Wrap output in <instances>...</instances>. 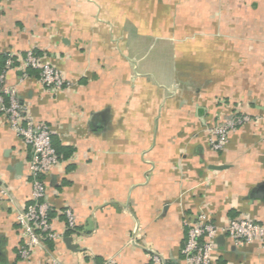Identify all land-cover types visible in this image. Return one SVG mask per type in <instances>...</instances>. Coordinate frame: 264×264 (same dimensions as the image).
I'll return each instance as SVG.
<instances>
[{
	"label": "crops",
	"instance_id": "obj_1",
	"mask_svg": "<svg viewBox=\"0 0 264 264\" xmlns=\"http://www.w3.org/2000/svg\"><path fill=\"white\" fill-rule=\"evenodd\" d=\"M29 51L72 84L5 79L51 130L59 165L42 180L61 237L19 258L30 149L0 114V264H172L184 217L264 226V0H0V71ZM235 114L252 122L212 151L207 130ZM215 256L264 264V245L219 237Z\"/></svg>",
	"mask_w": 264,
	"mask_h": 264
},
{
	"label": "built area",
	"instance_id": "obj_2",
	"mask_svg": "<svg viewBox=\"0 0 264 264\" xmlns=\"http://www.w3.org/2000/svg\"><path fill=\"white\" fill-rule=\"evenodd\" d=\"M11 69L21 72L20 82L29 77L28 71L38 72L39 83L51 93L68 90L72 84L57 69L31 51L23 57L6 56L4 67L0 71V114L4 116L16 137L30 149V159L27 163L31 185L30 198L28 204L16 214V223L22 239L18 255L21 260L27 261L36 248L43 247L47 242H57L61 237L51 227L50 208L45 200L46 191L42 180L44 175L59 165V157L53 147L50 128L46 124L34 122L26 106L19 101L16 89L6 84V73ZM250 122L252 119L249 116L235 114L209 128L207 133L211 150L221 151L227 145L230 133ZM0 196L6 198L7 191L0 189ZM62 215L66 221V230L73 231L76 220L71 210L65 208ZM183 226L186 239L180 251L181 262L172 264H221L215 256L219 237L226 238L234 247L253 242L264 245V226L245 217L228 219L218 225L202 212L193 220L184 217ZM148 262L167 264L163 257L155 252H150ZM52 264L62 263L54 260ZM101 264L117 262L108 259Z\"/></svg>",
	"mask_w": 264,
	"mask_h": 264
},
{
	"label": "trees",
	"instance_id": "obj_3",
	"mask_svg": "<svg viewBox=\"0 0 264 264\" xmlns=\"http://www.w3.org/2000/svg\"><path fill=\"white\" fill-rule=\"evenodd\" d=\"M5 61H6V56L3 58V65H4V63H5ZM3 67V66H2ZM32 73H37L36 71H28V74H29V76H31V74ZM53 143V142H52ZM53 147L55 148V146L53 145ZM55 150H57V149H55ZM57 152V151H56ZM57 155H58V152H57Z\"/></svg>",
	"mask_w": 264,
	"mask_h": 264
}]
</instances>
